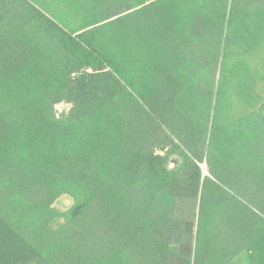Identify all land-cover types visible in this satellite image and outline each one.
Listing matches in <instances>:
<instances>
[{"label": "trees", "instance_id": "1", "mask_svg": "<svg viewBox=\"0 0 264 264\" xmlns=\"http://www.w3.org/2000/svg\"><path fill=\"white\" fill-rule=\"evenodd\" d=\"M0 264H264V0H0Z\"/></svg>", "mask_w": 264, "mask_h": 264}, {"label": "rangeland", "instance_id": "2", "mask_svg": "<svg viewBox=\"0 0 264 264\" xmlns=\"http://www.w3.org/2000/svg\"><path fill=\"white\" fill-rule=\"evenodd\" d=\"M64 109H65V108H64L63 106H60V107H59V109H58V111H59V115H60V114L62 115V114L65 113ZM65 199H66V198H65ZM60 201H63V203H58V205H56V206H57L58 209H60V210H62V211L67 210V208H69V207L71 206V204H70L69 202H65V201H64V197L61 198Z\"/></svg>", "mask_w": 264, "mask_h": 264}]
</instances>
